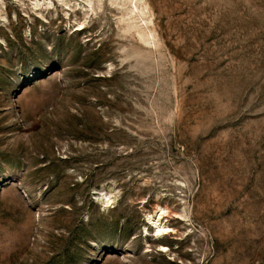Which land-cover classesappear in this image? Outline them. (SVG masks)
<instances>
[{
  "label": "rangeland",
  "instance_id": "374dc122",
  "mask_svg": "<svg viewBox=\"0 0 264 264\" xmlns=\"http://www.w3.org/2000/svg\"><path fill=\"white\" fill-rule=\"evenodd\" d=\"M37 1L0 0V264H264V0Z\"/></svg>",
  "mask_w": 264,
  "mask_h": 264
},
{
  "label": "bare ground",
  "instance_id": "6f19581e",
  "mask_svg": "<svg viewBox=\"0 0 264 264\" xmlns=\"http://www.w3.org/2000/svg\"><path fill=\"white\" fill-rule=\"evenodd\" d=\"M39 1H41V0H38L36 5H40ZM86 1H89V3L91 4L92 0H86ZM128 1L131 4V6H130L131 12H135L136 10H138V12H140V14H143V15L146 14L145 10L147 9L148 6L146 4L147 2L145 3V0H128ZM138 1L141 2V5H138ZM91 8H93V7H91ZM142 19H143L146 27H140V29L138 30V34H140L143 37L142 41H144L145 43H151V41L154 39V35H153V31L148 26L149 20L146 18H143V17H142ZM111 202H112V196L109 195L108 193H104L103 203L109 204ZM167 212H168V210L166 208L160 207L159 210L155 214L147 216L148 222H150L154 225V228H155L154 232L155 233L153 236L157 240H162L165 238V236L167 234H175L177 232L175 230V228H171V226H169L166 222L163 221V218ZM161 247L163 248L162 251L171 250V248H169L167 245H161Z\"/></svg>",
  "mask_w": 264,
  "mask_h": 264
}]
</instances>
